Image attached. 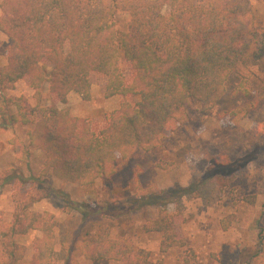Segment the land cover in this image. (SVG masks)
I'll return each instance as SVG.
<instances>
[{
  "label": "trees",
  "instance_id": "16d2710c",
  "mask_svg": "<svg viewBox=\"0 0 264 264\" xmlns=\"http://www.w3.org/2000/svg\"><path fill=\"white\" fill-rule=\"evenodd\" d=\"M119 12L128 15L126 31L117 27ZM0 32L10 41L7 64L0 68V128L27 129L25 141H10L18 164L0 177V191L7 185L46 186L47 179L25 177L19 170L30 169L33 150L44 157L43 176L51 172L80 189L109 182L118 162L160 148L188 121L195 104L213 108L231 75L240 78L235 93L249 97L247 63L264 60V24L257 26L250 0H0ZM45 61L50 72L42 66ZM94 73L107 77V99L140 97L138 103L123 102L99 133L54 104L55 99L65 104L72 92L89 101ZM26 78L36 105L25 96L7 95ZM46 86L52 99L48 106L40 103ZM255 108L250 102L228 116L238 121ZM253 132L264 133V124ZM216 180L221 191L232 183L224 175ZM245 200L255 202L254 197ZM67 205L80 208L70 200ZM177 218L161 207L143 226L145 232L161 234L163 254L183 244L175 230ZM230 224V218L223 220V229ZM32 232L39 236L28 264H56L55 217L32 210L27 200L17 202L11 221H0V264H26L27 247L17 238ZM76 244L86 260L97 264H162L131 239L113 238L107 226H100L91 241Z\"/></svg>",
  "mask_w": 264,
  "mask_h": 264
},
{
  "label": "rangeland",
  "instance_id": "374dc122",
  "mask_svg": "<svg viewBox=\"0 0 264 264\" xmlns=\"http://www.w3.org/2000/svg\"><path fill=\"white\" fill-rule=\"evenodd\" d=\"M250 3L256 24L261 27L264 0ZM163 12L168 14L169 8L165 7ZM116 22L121 31H126L128 15L119 12ZM9 43L0 32V68L7 64ZM64 49L68 52L69 46ZM42 66L48 72L52 70L47 61ZM247 67L252 73L249 97L235 93L240 78L231 75L226 93L213 108L203 110L201 104H195L188 121L178 125L160 148L140 150L129 161L118 162L117 173L109 182L101 180L80 189L75 184L61 183L51 172L43 176L44 157L41 151L33 150L30 169L23 165L19 170L25 177L47 179L46 186H4L0 191V221H11L17 202L23 200L29 201L34 211L52 213L56 221V264H97L86 260L76 243L91 241L100 226H107L113 238H129L137 249L148 250L154 263L264 264V133L253 132L255 126L264 124V60H250ZM90 81L89 101L72 92L65 104L56 99L54 104L90 122L96 133L107 127L108 116L123 102H140L139 96L107 99L105 75L94 73ZM34 94L29 78L7 93L25 96L36 105ZM250 102L256 108L247 116L238 121L228 116ZM40 103H52L47 86L42 90ZM26 131L21 126L0 128V177L16 168L18 163L10 141H25ZM217 175L232 182L224 191L217 184ZM63 193L69 198H64ZM249 197L255 198L254 204L245 200ZM68 199L78 203L79 210L67 205ZM161 207L178 217L175 230L183 241L165 254L160 252L161 234L143 229ZM227 218L231 224L224 230L222 222ZM38 236L32 232L17 238L27 247L26 264Z\"/></svg>",
  "mask_w": 264,
  "mask_h": 264
}]
</instances>
